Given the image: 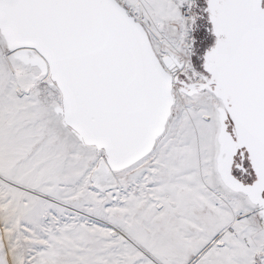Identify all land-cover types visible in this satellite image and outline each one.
<instances>
[{"label": "snow or ice", "instance_id": "snow-or-ice-1", "mask_svg": "<svg viewBox=\"0 0 264 264\" xmlns=\"http://www.w3.org/2000/svg\"><path fill=\"white\" fill-rule=\"evenodd\" d=\"M0 264H264V0H0Z\"/></svg>", "mask_w": 264, "mask_h": 264}]
</instances>
